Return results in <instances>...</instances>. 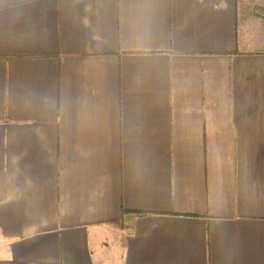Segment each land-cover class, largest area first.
Here are the masks:
<instances>
[{
	"label": "crops",
	"instance_id": "0c3cea01",
	"mask_svg": "<svg viewBox=\"0 0 264 264\" xmlns=\"http://www.w3.org/2000/svg\"><path fill=\"white\" fill-rule=\"evenodd\" d=\"M0 264H264V0H0Z\"/></svg>",
	"mask_w": 264,
	"mask_h": 264
}]
</instances>
